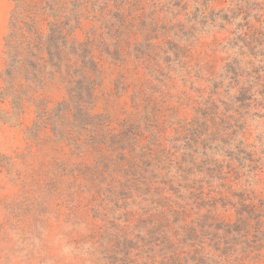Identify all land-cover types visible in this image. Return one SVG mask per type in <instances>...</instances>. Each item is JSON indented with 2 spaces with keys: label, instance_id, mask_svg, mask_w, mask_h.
I'll list each match as a JSON object with an SVG mask.
<instances>
[{
  "label": "trees",
  "instance_id": "obj_1",
  "mask_svg": "<svg viewBox=\"0 0 264 264\" xmlns=\"http://www.w3.org/2000/svg\"><path fill=\"white\" fill-rule=\"evenodd\" d=\"M9 1L0 104L10 109L0 124L20 125L31 108L28 141L50 132L94 157L92 174L107 186L97 243L106 261L264 264V205L245 182L260 183L247 169L257 157L251 130L264 124V41L254 23L264 0L220 10L202 0L182 14L151 0ZM219 30L231 31L228 62L194 100L176 82L191 84L192 50ZM103 63L123 82L139 75L132 65L145 78L125 85L134 92L118 132L109 111L97 113Z\"/></svg>",
  "mask_w": 264,
  "mask_h": 264
},
{
  "label": "rangeland",
  "instance_id": "obj_2",
  "mask_svg": "<svg viewBox=\"0 0 264 264\" xmlns=\"http://www.w3.org/2000/svg\"><path fill=\"white\" fill-rule=\"evenodd\" d=\"M151 1L152 7L160 2L166 5L164 11L170 9L174 14H182L184 10L190 12L197 7L198 2H202ZM237 1L241 0H233L234 4ZM204 2H210L211 8L218 10L232 4V0ZM249 2L253 5L254 0ZM255 3L256 20L260 24L254 23L262 27L261 37L264 41V2ZM13 9L11 1L0 0V71L4 69L5 39ZM230 32L219 30L201 39L189 57L191 84L184 88L180 81L176 82L180 92H187L192 99L198 100L197 91L209 87L207 80L220 74L229 58L224 45L230 38ZM102 66L105 81L97 93V113L109 111L113 119L112 128L118 132L126 115L131 112L134 92L132 87L124 91L125 85L131 82L140 85L145 78L132 65L131 73L139 75L123 82L113 66L108 63ZM119 72H125V69ZM128 77L132 76L126 79ZM209 90L213 92L214 87L210 86ZM53 97L55 104L61 99L58 92ZM9 109V104H0V111ZM185 116L192 119L194 114L186 110ZM34 120V111L30 108L20 125L0 124V264H112L97 250L105 208V197L100 194V188H107L106 185H100V179L92 174V170L99 165H96L93 156L78 155L74 148L69 149L54 140L50 132H42L35 141H28L26 132ZM254 125L256 127L251 130L250 144L255 147L257 157L255 164H248L250 168L247 172L252 177V173L259 171L260 183L255 185L252 181V184L245 182L249 188H254L253 192H257L260 203L264 205V124L259 122ZM172 132V129L168 130L167 136L171 137ZM136 255V252L131 254L129 263L137 260ZM138 260L145 262L146 256L140 254Z\"/></svg>",
  "mask_w": 264,
  "mask_h": 264
}]
</instances>
